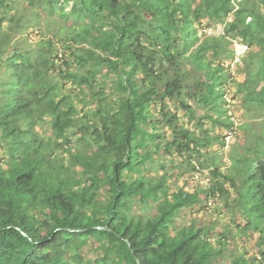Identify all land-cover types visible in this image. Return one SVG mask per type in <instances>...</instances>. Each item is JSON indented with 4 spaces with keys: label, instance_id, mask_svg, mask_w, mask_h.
I'll return each mask as SVG.
<instances>
[{
    "label": "trees",
    "instance_id": "16d2710c",
    "mask_svg": "<svg viewBox=\"0 0 264 264\" xmlns=\"http://www.w3.org/2000/svg\"><path fill=\"white\" fill-rule=\"evenodd\" d=\"M0 264H264V0H0Z\"/></svg>",
    "mask_w": 264,
    "mask_h": 264
},
{
    "label": "rangeland",
    "instance_id": "374dc122",
    "mask_svg": "<svg viewBox=\"0 0 264 264\" xmlns=\"http://www.w3.org/2000/svg\"><path fill=\"white\" fill-rule=\"evenodd\" d=\"M206 31H208L209 34H214V35L224 33V30L222 27H219V29L211 28V29L206 30ZM240 46H241V44L235 42V48L236 49H238ZM232 61H226V64H225L226 67H230V66H232V64L235 63V59H234L233 63H232ZM233 72H235V71H233ZM236 78L240 80L241 75L237 74ZM234 114L236 116L238 123L243 120V118H244L243 113L235 111ZM232 140L233 139L229 138L228 141L233 142L234 140L233 141ZM185 178L188 179L187 186L192 189L194 187V185L196 184V182L194 183L193 179L189 178V175L185 176ZM195 179H196V177H195ZM204 180L205 181L203 183L207 184L206 183L207 179H204ZM181 181H185V180L181 179ZM208 206H209V209H207V208H196L194 210L186 211L185 216L183 218L178 219V224L180 226H188L193 220L199 219L198 221H201L202 223H205V225H208L209 221H214V219H217L216 222H218L219 216L224 217L223 215H225V214H223V213L221 215H219V211H218L217 207L215 206L214 202L208 204ZM220 223H222V222L220 221ZM85 254L87 255V257L94 256L92 253H89L88 251H86Z\"/></svg>",
    "mask_w": 264,
    "mask_h": 264
},
{
    "label": "built area",
    "instance_id": "2783aa9c",
    "mask_svg": "<svg viewBox=\"0 0 264 264\" xmlns=\"http://www.w3.org/2000/svg\"><path fill=\"white\" fill-rule=\"evenodd\" d=\"M249 51V47L247 45H241L237 49L235 63H239L241 61V58Z\"/></svg>",
    "mask_w": 264,
    "mask_h": 264
},
{
    "label": "water",
    "instance_id": "95a60500",
    "mask_svg": "<svg viewBox=\"0 0 264 264\" xmlns=\"http://www.w3.org/2000/svg\"><path fill=\"white\" fill-rule=\"evenodd\" d=\"M100 229H102V230H107L106 228H100Z\"/></svg>",
    "mask_w": 264,
    "mask_h": 264
}]
</instances>
